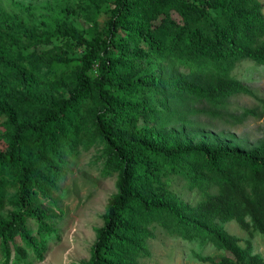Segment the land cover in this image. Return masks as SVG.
Listing matches in <instances>:
<instances>
[{
	"label": "trees",
	"instance_id": "obj_1",
	"mask_svg": "<svg viewBox=\"0 0 264 264\" xmlns=\"http://www.w3.org/2000/svg\"><path fill=\"white\" fill-rule=\"evenodd\" d=\"M88 31L68 3L42 15L33 33L0 9V264L42 260L56 232L51 206L81 150L99 148L103 173L116 175L103 224L85 264H141L155 225L202 249L209 264H264V140L244 149L205 134L184 139L196 105L215 112L254 93L233 75L244 61L264 66L259 0H78ZM100 15L103 22L97 24ZM86 33V34H85ZM54 40L65 49L50 52ZM78 50V54L75 51ZM71 55H68V52ZM258 109L242 116L264 117ZM197 111L194 110V114ZM213 113V112H212ZM219 113H213L217 116ZM167 128V129H165ZM173 175L201 198L170 191ZM50 206V207H49ZM238 226L248 239L230 234ZM241 242L243 245H241Z\"/></svg>",
	"mask_w": 264,
	"mask_h": 264
},
{
	"label": "rangeland",
	"instance_id": "obj_2",
	"mask_svg": "<svg viewBox=\"0 0 264 264\" xmlns=\"http://www.w3.org/2000/svg\"><path fill=\"white\" fill-rule=\"evenodd\" d=\"M259 1L263 4L264 13V0ZM64 3L77 11L69 19L72 27L78 31H88L91 26L85 22L82 7L77 5L78 0H0V9L22 17L33 33H41L45 28L42 15ZM103 20L104 16L100 15L97 24L100 25ZM65 45V41L54 40L49 50L51 53L56 48L64 50ZM76 53L78 50L74 55ZM233 75L254 93V97L235 96L228 101L225 109L217 112L205 104L196 105L194 109L193 103V112L186 124H170L167 128L176 129L191 142L208 134L244 149L257 146L264 140V117L257 120L251 116L243 117L242 114L244 109L260 110L259 100L264 99V66L244 61L237 64ZM194 110L197 113L194 114ZM212 112L219 114L215 116ZM2 122L4 119L0 118V150L6 147ZM100 151L94 146L86 151L81 150L77 157L69 160V173L55 195L56 205L50 209L53 221L57 223L56 232L42 260H35L32 264H85L89 260L96 237L94 230L102 226V215L108 200L117 191L116 175H105L102 171ZM169 185L173 195L183 203L194 205L201 198L198 191L189 192L185 181L178 175L171 177ZM225 228L242 240L248 239V235L234 224H228ZM151 231V238L147 241L149 257L142 258L141 264H209L199 261L196 255L218 258L224 254L211 244L201 249L196 242L174 236L160 225H155ZM251 241L253 252L264 259V239L255 237Z\"/></svg>",
	"mask_w": 264,
	"mask_h": 264
}]
</instances>
